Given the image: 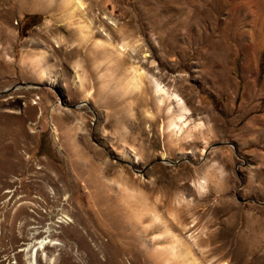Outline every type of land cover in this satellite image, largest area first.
Masks as SVG:
<instances>
[{
    "label": "rangeland",
    "instance_id": "374dc122",
    "mask_svg": "<svg viewBox=\"0 0 264 264\" xmlns=\"http://www.w3.org/2000/svg\"><path fill=\"white\" fill-rule=\"evenodd\" d=\"M49 1L0 0V92L17 86L0 96V264H27L42 238L37 264H264V26L245 0H87L100 48ZM112 21L137 40L119 68ZM132 57L213 130L173 143L147 79L120 96Z\"/></svg>",
    "mask_w": 264,
    "mask_h": 264
},
{
    "label": "bare ground",
    "instance_id": "6f19581e",
    "mask_svg": "<svg viewBox=\"0 0 264 264\" xmlns=\"http://www.w3.org/2000/svg\"><path fill=\"white\" fill-rule=\"evenodd\" d=\"M56 0H50V3H54ZM200 1V0H199ZM211 1V0H210ZM216 1V0H215ZM221 1V0H220ZM229 1V0H228ZM233 1V0H232ZM63 8L67 11V18H70L71 20L74 21V18L77 15H81L80 19H84L82 21L78 20L79 26H78V32L80 34V36L83 39H89V38H93L95 36V34L98 32L100 34H102L104 36V38H97V41L95 43L96 48H100L102 47H107V46H111L110 43V39L111 36L108 32H104V28L101 26H97L95 27V25L93 24V20L90 16H89V12L92 11V6L87 3V0H61ZM197 2V1H196ZM226 2V1H225ZM190 3V2H189ZM188 3V4H189ZM207 3V2H206ZM219 3V1H218ZM235 3V2H234ZM262 3H264V0H245V1H238L235 3V5H237V7H246L247 11H251L252 13V17L250 18V20L252 21L253 24H255L257 27L258 26H264V14L258 13V9L260 8V6L262 5ZM89 4V6H87ZM187 4V3H186ZM199 4V3H198ZM197 4V5H198ZM196 5V4H195ZM196 5V6H197ZM214 5V4H213ZM217 5V4H216ZM233 5V4H232ZM194 6V4H193ZM199 6V5H198ZM219 6V5H218ZM217 6V7H218ZM263 6V5H262ZM261 6V7H262ZM183 7V6H181ZM203 7V6H202ZM208 7V6H207ZM212 7V6H211ZM245 8V10H246ZM223 9V8H222ZM241 10V9H240ZM263 10V9H262ZM202 11V10H201ZM211 11V10H210ZM217 11V9H216ZM219 11V9H218ZM223 11V10H222ZM246 11V12H247ZM221 12V11H220ZM242 12V11H241ZM244 12V10H243ZM196 13V11H195ZM199 13V12H198ZM232 13V12H231ZM264 13V12H263ZM200 14H205V13H200ZM200 14L195 15L194 19H199L200 18ZM91 15V14H90ZM190 15V14H189ZM218 15V13L216 14ZM220 15V14H219ZM92 16V15H91ZM188 16V15H187ZM204 16V15H203ZM212 16V15H211ZM230 16V15H229ZM235 16V15H234ZM233 17V16H231ZM77 18V17H76ZM106 18V17H105ZM202 18V16H201ZM212 18V17H211ZM230 18V17H229ZM242 18V17H241ZM240 18V19H241ZM184 19V18H183ZM196 20V21H197ZM200 20V19H199ZM218 17H217V21H218ZM236 20V19H235ZM80 21V22H79ZM183 21V20H182ZM191 22V21H190ZM209 22V21H208ZM212 22V21H211ZM228 22V21H227ZM243 22V21H242ZM110 24H112L113 26L116 27V22L112 21L109 22ZM184 22H180L179 21V25L181 26ZM235 23V22H234ZM250 23V22H249ZM177 24V25H178ZM192 24V23H191ZM195 25V23H193ZM200 24V23H199ZM215 24V23H214ZM226 26L228 27L227 23H225ZM225 24H224V28H225ZM230 24V23H229ZM248 24V23H247ZM94 25V26H93ZM212 25V24H211ZM219 26V25H218ZM177 27V26H176ZM194 27V26H193ZM182 28V27H181ZM184 28V27H183ZM118 29V28H117ZM188 29V28H186ZM119 33L121 32L123 35V43L121 44L120 47H117L114 50V53L116 54V61H115V66H117L118 68L120 66H122L124 63H126V53H128V49L131 46V48L133 49L135 43H137V40L132 42L131 40H129V38L132 37V33L124 30L123 27H120L118 29ZM181 30V29H180ZM185 30V29H183ZM262 30V29H261ZM178 30L176 29L175 32V27L172 28V34L174 37H176V35L178 34L177 32ZM255 31V30H254ZM188 32V31H187ZM201 32V31H200ZM224 32V30H223ZM259 33V32H258ZM181 34V33H179ZM223 34V33H222ZM255 34V33H254ZM263 35V34H262ZM178 36V35H177ZM249 36V35H248ZM264 36V35H263ZM188 37V36H187ZM192 37V36H191ZM218 37V36H217ZM262 37V36H261ZM236 38V37H235ZM255 38V37H254ZM196 41H202V43L207 44L208 43V39H209V35L206 32V29H204L200 34H197L194 38ZM219 39V38H218ZM264 39V38H263ZM220 40V39H219ZM223 40V37H222ZM227 40V39H226ZM232 40V39H231ZM253 40V39H252ZM257 40V39H256ZM220 42V41H218ZM227 42V41H226ZM252 42V41H251ZM260 42V41H258ZM257 42V43H258ZM133 43V44H131ZM225 43V42H224ZM255 43V41H254ZM256 43V44H257ZM261 43V42H260ZM217 44V43H216ZM227 44V43H226ZM239 44V43H237ZM208 45V44H207ZM213 45V44H212ZM246 45V44H245ZM258 45V44H257ZM218 46V44H217ZM222 46V44H221ZM227 46V45H226ZM254 46V45H253ZM261 46V45H260ZM263 47V46H262ZM228 48V47H227ZM251 48V47H250ZM107 49V48H106ZM109 49V48H108ZM223 49V48H222ZM245 51H247V55H246V63H245V67L246 69H250L251 67H253V61H252V53L254 52H250L249 47H245ZM252 49V48H251ZM256 49V48H255ZM259 49V48H258ZM112 50V51H113ZM134 50V49H133ZM242 50V49H241ZM111 51V50H110ZM243 52V51H242ZM257 53V52H256ZM225 56V55H224ZM229 56V55H228ZM133 58V57H132ZM224 58V57H223ZM230 58V57H229ZM225 63V61H224ZM228 63V62H227ZM211 64V63H210ZM213 64V63H212ZM223 64V63H220ZM125 66V65H123ZM211 66V65H210ZM214 66V65H213ZM215 67V66H214ZM208 68V67H206ZM199 69V68H198ZM214 69V68H213ZM245 69V70H246ZM46 69L44 70V73H42V76L44 77L46 75L45 73ZM199 71V70H197ZM214 71V70H213ZM125 75H121L118 80L116 81V90L118 91V93L120 94V96H127L129 94H134L135 92H140L141 90H143L144 87V80L147 79L153 89V92L155 94L156 97V101H157V108H158V112L162 113L163 111H166L168 116H169V125H170V137L172 138V142L175 143L176 139L173 138L174 136L177 137V140L180 139V137L178 136V134L183 135V138H190L192 137V134H184L185 132V128H187V130L189 129L191 130H197L199 131V133L201 135H204L206 132L205 131H212V125L211 126H207L206 123L203 120L198 121L197 119H195L192 116V112H191V108L188 107L186 101L184 100L183 97H181L177 92L174 91V89H170L165 83L164 81L160 80L159 76L153 74V73H149L148 71L145 70V68L143 69V67L141 65H139V63L134 60H132V62L130 63V65L128 64V66L125 67ZM210 73V72H209ZM252 73V72H251ZM52 82L54 84H58V79L56 78V76H53L52 78ZM249 79V78H248ZM75 87L80 90L83 91L85 88V81L84 79L77 75L75 76ZM223 80V79H221ZM107 83V82H106ZM107 85V84H105ZM251 90V89H250ZM86 93V94H85ZM85 103L87 101V99L92 98L93 96V91L92 90H87L85 92ZM87 98V99H86ZM93 99V98H92ZM82 106V105H81ZM80 107V106H79ZM212 108V107H211ZM214 109V106H213ZM212 111V110H211ZM210 112V111H209ZM194 114V112H193ZM212 114H214L212 112ZM216 114V113H215ZM80 116V115H79ZM210 116V115H209ZM218 116V115H217ZM214 118V117H213ZM219 118V117H218ZM206 129V130H205ZM256 129V128H255ZM252 130H254V128H252ZM257 130V129H256ZM248 131V130H247ZM180 132V133H179ZM192 132V131H191ZM256 132V131H254ZM193 138V137H192ZM206 150V149H205ZM204 150V151H205ZM206 152V151H205ZM42 190L44 189V187L41 188ZM158 205V203H157ZM156 206V204H155ZM159 206V205H158ZM150 207V206H149ZM149 207H147V211H149ZM153 216H154V220L155 222H161V217L158 214V207H154L153 209L150 208ZM146 212V211H145ZM150 212V211H149ZM166 225V227L168 228L169 225H167L166 223H164ZM163 224V225H164ZM176 240V239H175ZM35 245H33V248L31 250V252H29L28 255V262L27 264H37V255H38V251L40 249H45L47 243L50 242V240H48L47 238H42L40 240L37 239V241H35ZM188 244V243H187ZM182 239H177V244L176 247H179L181 256H183L185 259L191 260V256L190 255V247L189 245H187ZM29 248V247H28ZM25 251V250H24ZM46 260H48L49 264H53V260L52 258H48L46 256Z\"/></svg>",
    "mask_w": 264,
    "mask_h": 264
},
{
    "label": "water",
    "instance_id": "95a60500",
    "mask_svg": "<svg viewBox=\"0 0 264 264\" xmlns=\"http://www.w3.org/2000/svg\"><path fill=\"white\" fill-rule=\"evenodd\" d=\"M16 88H17V86H13V87H11V88L8 89V90H5V91H3V92H0V96L4 95L5 93H7V92H9V91H13V90H15Z\"/></svg>",
    "mask_w": 264,
    "mask_h": 264
}]
</instances>
